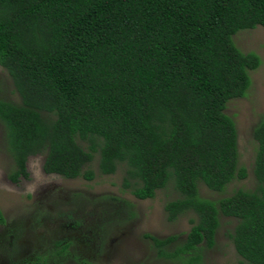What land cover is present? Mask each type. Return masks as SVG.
I'll list each match as a JSON object with an SVG mask.
<instances>
[{
  "label": "trees",
  "instance_id": "16d2710c",
  "mask_svg": "<svg viewBox=\"0 0 264 264\" xmlns=\"http://www.w3.org/2000/svg\"><path fill=\"white\" fill-rule=\"evenodd\" d=\"M256 25L264 0H0V67L19 96L0 99L7 178H27V157L44 153L45 173L91 180L96 155L101 174L124 166L121 185L138 199L170 182L179 196L163 206L168 221L195 214L171 252L176 235L144 234L157 256L211 247L221 214L236 219L237 255L264 264V119L252 131L254 187L198 194L199 183L220 192L246 177L224 109L260 62L231 37Z\"/></svg>",
  "mask_w": 264,
  "mask_h": 264
},
{
  "label": "rangeland",
  "instance_id": "374dc122",
  "mask_svg": "<svg viewBox=\"0 0 264 264\" xmlns=\"http://www.w3.org/2000/svg\"><path fill=\"white\" fill-rule=\"evenodd\" d=\"M241 52H254L259 65L248 71L250 84L244 96L230 99L224 113L231 117L236 130L239 165L246 169L244 179H234L220 192L198 184L201 197L215 200L237 188L252 189L253 159L256 142L252 137L255 125L264 119V29L256 25L232 35ZM0 99L19 103L12 82L0 67ZM44 118L50 114L42 112ZM44 153L27 157V178L11 182L7 173L12 160L0 123V264H187L188 256H198L195 264H247L233 248L230 238L236 219L218 214L213 243H204L191 252L178 256L159 257L149 234L156 238L176 235L164 247L171 252L180 246L195 222L188 210L171 221L166 219L164 204L179 195L168 182L156 189L151 198L138 199L121 185L124 166L118 164L111 174L99 173L93 156L88 167L91 180L77 177L65 179L42 169Z\"/></svg>",
  "mask_w": 264,
  "mask_h": 264
}]
</instances>
